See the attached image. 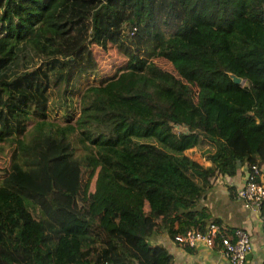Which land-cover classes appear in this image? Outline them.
Instances as JSON below:
<instances>
[{
	"label": "trees",
	"instance_id": "1",
	"mask_svg": "<svg viewBox=\"0 0 264 264\" xmlns=\"http://www.w3.org/2000/svg\"><path fill=\"white\" fill-rule=\"evenodd\" d=\"M0 37V264H184L155 236L232 235L199 200L241 164L264 178V0H0ZM107 43L126 58L99 79Z\"/></svg>",
	"mask_w": 264,
	"mask_h": 264
},
{
	"label": "crops",
	"instance_id": "2",
	"mask_svg": "<svg viewBox=\"0 0 264 264\" xmlns=\"http://www.w3.org/2000/svg\"><path fill=\"white\" fill-rule=\"evenodd\" d=\"M260 168L261 172L264 173V164ZM245 171L246 166L241 164L232 175H216L200 204L204 205L211 214L219 217L221 225L243 228L251 243V249L243 264H261L264 257L261 218L257 211L244 208L234 199L232 194V191L243 183ZM211 203H214V206L209 208ZM155 241H161L176 262L184 264H230L218 248H210L200 243L196 245L193 252H187L168 238L166 234L155 236Z\"/></svg>",
	"mask_w": 264,
	"mask_h": 264
},
{
	"label": "built area",
	"instance_id": "3",
	"mask_svg": "<svg viewBox=\"0 0 264 264\" xmlns=\"http://www.w3.org/2000/svg\"><path fill=\"white\" fill-rule=\"evenodd\" d=\"M258 168L252 164L250 169L245 172L243 183L234 190V199L242 202L244 207L258 211L261 200L264 198V178L260 175L258 178ZM258 179V180H257ZM263 226V244H264V218H261ZM218 235L220 252L227 258L230 264H243L245 255L251 249L248 234L241 227H236L230 237L224 236L219 231L216 223L209 224L204 232H197L187 229L185 234L175 236V240L186 242L189 246L204 244L212 248L214 237Z\"/></svg>",
	"mask_w": 264,
	"mask_h": 264
},
{
	"label": "rangeland",
	"instance_id": "4",
	"mask_svg": "<svg viewBox=\"0 0 264 264\" xmlns=\"http://www.w3.org/2000/svg\"><path fill=\"white\" fill-rule=\"evenodd\" d=\"M128 26L125 25L123 27V32H129V34H133L134 30H129ZM131 32V33H130ZM133 41L137 44L139 37L132 36ZM15 45V40L13 39H4L0 37V66L4 64L11 57V51L13 46ZM130 44V46H132ZM92 51L94 52L95 57L98 62V72L96 74L97 78H102L104 76H109L117 71V68L121 67L124 63L126 56L122 53V50L119 49L115 43H107L106 47L98 46L97 44L91 45ZM152 61H154L160 67L170 70L174 72V69L166 58L160 55L151 56ZM193 90V95L195 98L198 97L200 90L195 86L191 85ZM153 142H156L153 140ZM202 147H205L203 145ZM15 152V137L9 136L6 137L3 141L0 142V179L4 176V169H6L9 164L14 159ZM191 158L196 160L202 165L208 164L207 160L203 156V152L201 148L192 147L184 151ZM203 197L200 198L199 203ZM214 203H211L209 208H212Z\"/></svg>",
	"mask_w": 264,
	"mask_h": 264
},
{
	"label": "water",
	"instance_id": "5",
	"mask_svg": "<svg viewBox=\"0 0 264 264\" xmlns=\"http://www.w3.org/2000/svg\"><path fill=\"white\" fill-rule=\"evenodd\" d=\"M228 75H229V77L231 78V80H232L233 82H236V83H240V82H242V78H241V77L236 76V75H234V74H232V73H228Z\"/></svg>",
	"mask_w": 264,
	"mask_h": 264
}]
</instances>
